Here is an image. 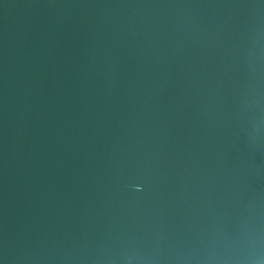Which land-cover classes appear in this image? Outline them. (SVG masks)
Wrapping results in <instances>:
<instances>
[{
  "label": "water",
  "instance_id": "water-1",
  "mask_svg": "<svg viewBox=\"0 0 264 264\" xmlns=\"http://www.w3.org/2000/svg\"><path fill=\"white\" fill-rule=\"evenodd\" d=\"M0 264H264V0H0Z\"/></svg>",
  "mask_w": 264,
  "mask_h": 264
}]
</instances>
